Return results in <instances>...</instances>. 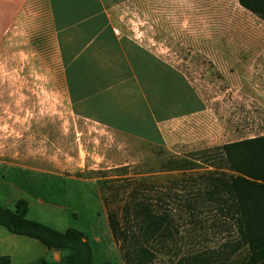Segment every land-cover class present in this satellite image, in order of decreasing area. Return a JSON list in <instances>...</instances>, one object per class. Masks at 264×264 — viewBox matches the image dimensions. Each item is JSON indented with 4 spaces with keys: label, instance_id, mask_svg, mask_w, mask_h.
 I'll return each instance as SVG.
<instances>
[{
    "label": "rangeland",
    "instance_id": "1",
    "mask_svg": "<svg viewBox=\"0 0 264 264\" xmlns=\"http://www.w3.org/2000/svg\"><path fill=\"white\" fill-rule=\"evenodd\" d=\"M113 18L186 75L201 113L164 127L163 141L151 144L76 117L46 0H29L0 43V206L25 200L29 220L81 231L92 264L121 263L104 202L123 222L134 190L136 199H162L180 233L176 252L215 247L226 235L219 218L198 205L190 223L185 198L201 193L200 175L233 174L210 166L214 148L264 136V20L237 0H141ZM185 160L195 169L180 166Z\"/></svg>",
    "mask_w": 264,
    "mask_h": 264
},
{
    "label": "crops",
    "instance_id": "2",
    "mask_svg": "<svg viewBox=\"0 0 264 264\" xmlns=\"http://www.w3.org/2000/svg\"><path fill=\"white\" fill-rule=\"evenodd\" d=\"M28 1L0 0V43ZM140 1L46 0V5L62 49L72 113L151 144L163 141L164 127L203 107L182 71L115 24L116 8ZM96 241L102 245V239ZM64 254L0 226V257H9L10 264H35L47 257L58 262Z\"/></svg>",
    "mask_w": 264,
    "mask_h": 264
},
{
    "label": "trees",
    "instance_id": "3",
    "mask_svg": "<svg viewBox=\"0 0 264 264\" xmlns=\"http://www.w3.org/2000/svg\"><path fill=\"white\" fill-rule=\"evenodd\" d=\"M237 1L264 20V0ZM213 151L210 157L206 155L212 161L210 166L229 168L233 174L219 168L200 175L204 188L201 193L188 195L185 206L189 209L190 223L196 221L194 212L198 205L202 213L204 210L215 213L219 218L217 227L226 233L218 245L179 254L176 251L180 249V233L162 199H157L159 203L136 199L133 190V201L124 208L123 222L104 202L122 262L103 264H264V136L224 144ZM179 164L191 166V170L196 165L186 160ZM197 199L201 201L194 203ZM28 210L25 200H19L14 209L0 206V226L12 234L38 240L49 250L73 251L58 262L40 258L35 264H92L91 249L81 231L59 232L29 220ZM76 247L84 248L86 255ZM164 252H173L172 258L160 261ZM0 264H10V258L0 257Z\"/></svg>",
    "mask_w": 264,
    "mask_h": 264
}]
</instances>
